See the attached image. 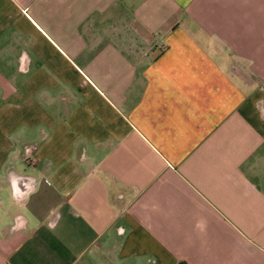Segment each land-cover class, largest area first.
I'll use <instances>...</instances> for the list:
<instances>
[{
  "label": "crops",
  "instance_id": "1",
  "mask_svg": "<svg viewBox=\"0 0 264 264\" xmlns=\"http://www.w3.org/2000/svg\"><path fill=\"white\" fill-rule=\"evenodd\" d=\"M0 264H264V0H0Z\"/></svg>",
  "mask_w": 264,
  "mask_h": 264
}]
</instances>
